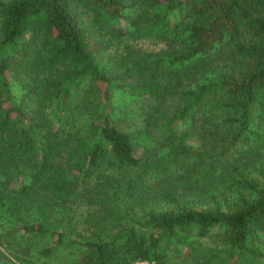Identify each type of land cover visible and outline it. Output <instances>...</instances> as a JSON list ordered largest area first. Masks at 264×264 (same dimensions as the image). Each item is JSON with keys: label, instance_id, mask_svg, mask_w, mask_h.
I'll list each match as a JSON object with an SVG mask.
<instances>
[{"label": "trees", "instance_id": "trees-1", "mask_svg": "<svg viewBox=\"0 0 264 264\" xmlns=\"http://www.w3.org/2000/svg\"><path fill=\"white\" fill-rule=\"evenodd\" d=\"M116 90L152 98L140 129ZM0 204L20 239L53 238L25 264L67 239L73 264H165L179 244L190 264H256L264 0H0ZM212 235L227 249H200Z\"/></svg>", "mask_w": 264, "mask_h": 264}, {"label": "rangeland", "instance_id": "rangeland-1", "mask_svg": "<svg viewBox=\"0 0 264 264\" xmlns=\"http://www.w3.org/2000/svg\"><path fill=\"white\" fill-rule=\"evenodd\" d=\"M123 39L126 44L128 43L131 46H136L140 49L148 51L157 52L164 46L163 43L156 42L152 38L132 40L125 37ZM111 103L113 105V113L123 120V125L128 130L136 131L141 128L143 118L150 113L153 100L149 96H139L128 90H116L112 94ZM76 208V211H74L73 214L70 211L67 213L71 214L75 220L83 219L87 207L78 206ZM0 212H2L3 217L7 216L10 221H13L12 218L15 215L8 214L6 205L2 206L0 204ZM35 212V210L31 209L28 212L23 211L22 214L30 216L31 219L36 216ZM3 217H0V264H25L23 261L24 258L34 262L39 261L40 255L38 250L47 245L50 246L53 238L51 237L49 239H45L38 235H26L23 239H20L21 231L18 230L17 225L5 223V219ZM50 220V227L56 231V211L53 213ZM85 227H87L85 224L80 223V225L77 227V231L81 234L88 235L89 231L84 230ZM73 234L78 241H84V239H82L77 234V232ZM197 245L200 249L205 251H212L213 249H227L228 247V245L222 240V237L216 235H212L207 238H201ZM73 246L76 245L73 244ZM178 246L179 253L181 252L180 255H170L167 258L165 264H190L189 259L185 255L187 252V247L181 244ZM69 248L70 243L68 239L62 240L58 246H56V244L53 246L51 255L45 258V260H47L48 264H73L78 255L75 254L74 251H72L74 253L70 252ZM262 249L264 252V245L262 246ZM233 258L229 257L228 260L231 261ZM144 261H147V264H154L152 261ZM219 262L220 261H218V263ZM256 264H264V256L259 257L256 261Z\"/></svg>", "mask_w": 264, "mask_h": 264}, {"label": "built area", "instance_id": "built-area-1", "mask_svg": "<svg viewBox=\"0 0 264 264\" xmlns=\"http://www.w3.org/2000/svg\"><path fill=\"white\" fill-rule=\"evenodd\" d=\"M148 262L146 261H136V262H133L132 264H147Z\"/></svg>", "mask_w": 264, "mask_h": 264}]
</instances>
